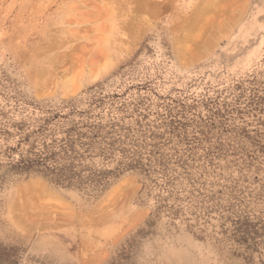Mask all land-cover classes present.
Segmentation results:
<instances>
[{
	"label": "rangeland",
	"instance_id": "obj_1",
	"mask_svg": "<svg viewBox=\"0 0 264 264\" xmlns=\"http://www.w3.org/2000/svg\"><path fill=\"white\" fill-rule=\"evenodd\" d=\"M198 1L0 0V264H264V0Z\"/></svg>",
	"mask_w": 264,
	"mask_h": 264
},
{
	"label": "trees",
	"instance_id": "obj_2",
	"mask_svg": "<svg viewBox=\"0 0 264 264\" xmlns=\"http://www.w3.org/2000/svg\"><path fill=\"white\" fill-rule=\"evenodd\" d=\"M67 143L66 140H64V143L65 144ZM66 146H62L61 148L62 149H66L65 148ZM72 176H74L76 182H78L81 186H90L88 190L90 191H93V190H97L101 187V185H104L105 184V180H104V177L102 179V177H98V178H94L93 176L89 177H82L79 173L76 174V173H72L71 176H68L67 178L70 180V178H72ZM68 184H70V181H68Z\"/></svg>",
	"mask_w": 264,
	"mask_h": 264
},
{
	"label": "crops",
	"instance_id": "obj_3",
	"mask_svg": "<svg viewBox=\"0 0 264 264\" xmlns=\"http://www.w3.org/2000/svg\"><path fill=\"white\" fill-rule=\"evenodd\" d=\"M205 1H208V2H215V1H218V0H199L197 3H199V2H205Z\"/></svg>",
	"mask_w": 264,
	"mask_h": 264
},
{
	"label": "bare ground",
	"instance_id": "obj_4",
	"mask_svg": "<svg viewBox=\"0 0 264 264\" xmlns=\"http://www.w3.org/2000/svg\"><path fill=\"white\" fill-rule=\"evenodd\" d=\"M145 7V6H144ZM200 29V28H199ZM219 33H221V32H219ZM188 39V38H187ZM210 44H211V42H210ZM182 45V44H181ZM210 47V46H209ZM204 49H206V48H204ZM203 54V53H202ZM193 56V55H192ZM192 56H191V58H192ZM199 56V55H198ZM189 58V57H188ZM188 61V60H187ZM45 84V83H44ZM43 86V85H42Z\"/></svg>",
	"mask_w": 264,
	"mask_h": 264
}]
</instances>
